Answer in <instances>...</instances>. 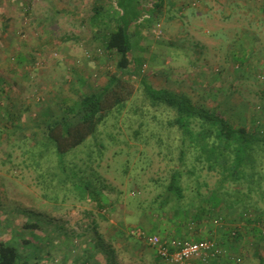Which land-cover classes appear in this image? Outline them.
Wrapping results in <instances>:
<instances>
[{
    "label": "rangeland",
    "instance_id": "rangeland-1",
    "mask_svg": "<svg viewBox=\"0 0 264 264\" xmlns=\"http://www.w3.org/2000/svg\"><path fill=\"white\" fill-rule=\"evenodd\" d=\"M30 1L32 4L35 3L33 6L37 5L34 7L37 16H44L41 4L45 3L40 4L41 0ZM99 1H53L74 10V15L75 12L78 15L76 21L73 16L63 15L59 21L47 25L51 26L54 35L70 39L52 48L48 63H64L62 56L64 54L60 53L62 48L74 46L76 52L81 55L73 60L74 62H68L69 64H76L77 67L83 66L84 63H98V65L102 63L100 67L108 64L104 58L84 62L86 50L95 51L97 48L87 46L80 38V36L86 37L91 28L93 30V26L88 25V22ZM182 1H173L176 6L166 12L164 18H159L160 28L156 26L154 30L161 29V36L152 30V26L150 29L140 31L139 36L146 37L144 41H140L141 44L135 42L136 40L132 42L135 43L134 48L137 50L142 47L141 45L157 49L165 36L164 29L174 31L173 27L176 23L180 24L181 32L190 33L192 39L179 38L178 45L183 44L180 50L164 48L169 52V58L167 56L163 60L150 61L148 53L137 52L143 53V59L146 61L138 69L134 80L127 78L133 88L131 100L109 112L95 134L80 146L65 155L57 154L53 142L48 139L43 140L42 133L46 128H43L40 120L35 127V138L29 133L25 135L19 133V140L22 142L32 144L38 141L33 147L28 146L27 153L25 148L20 151L10 150L15 146L20 147V143L18 145L12 143L11 145L15 144V146L9 145L8 149H3L1 140L2 138L5 140L6 137L2 136L0 130V243L15 248L22 260L30 264H62L61 262H64L63 264H142L138 259L146 247L143 244H135L131 232L142 227L147 233L142 212L150 214V222H158L161 213H165L164 210L161 212L159 209L164 207L166 199L163 196L170 184L171 175L174 172L183 175L181 186L186 198L184 204L186 208L194 205L192 202L197 195L196 183L200 186L205 184L200 188V194L204 195L201 200L204 202L207 201L205 198L209 192L220 183V178L214 172H209L205 164L194 162L195 151L192 147L195 146V138L191 140L185 138L187 135L183 130L188 127L175 122L177 119L175 110L164 103L151 107L153 101L148 99L141 86V80H145L155 90L166 89L187 96L194 105L219 114L233 127L247 129L248 138L251 137L252 142L247 141L246 144L245 141L237 142L240 147L238 154L233 153V147L223 146L221 149L227 151L225 156L228 157V165L241 161L243 168L240 170L249 176H254L253 179L250 177L241 182L242 187L246 189L251 187L256 196L260 194L264 196V19L259 22L253 19V16L256 17L255 13L246 10L245 15L234 14L227 21L225 19L227 14L221 6L219 8L215 6V3L205 9L204 1ZM246 4L256 5V1L246 0ZM179 6L184 17L176 12ZM256 6L263 7L264 0H260ZM190 11L193 12L192 16L188 13ZM115 12V9H111L109 13L111 15ZM173 17L176 20L174 24L164 22V19ZM20 19L23 26L28 25L29 19L24 14ZM81 20L85 23H81ZM249 32L255 34L254 40L250 39ZM249 41L255 42L253 48L246 45ZM240 43L242 45H239ZM196 44L197 49L204 47L201 53L199 50L196 54L191 51L195 49ZM228 45L230 48H227ZM241 46L246 53L239 51L240 53L235 56L230 55L229 63H225L228 58L227 51L232 54ZM201 54H207L205 66L211 75L216 76L217 83L210 84V80L205 81L201 78L205 76V73L199 74L200 65L203 63ZM242 54L250 62L242 64ZM195 55H198L196 64L191 62ZM255 59L261 61L256 65ZM39 62L41 63V60ZM109 66H112L113 70L106 71L105 76H96L95 71L91 75L85 72L83 76L87 78V85L96 88L100 80L102 82L113 76L117 72L114 70L113 60ZM143 66L145 69L141 73ZM193 68L196 69L190 70ZM247 68L253 79L241 80L242 73ZM224 70L229 73V79L222 80L221 73ZM56 71L60 76L64 73L62 67ZM64 75H67V72ZM64 82L61 78L55 79L52 83L55 92L62 90L63 93H59V97L53 95L51 98L47 97L53 99L52 106L55 109L51 110V116L55 122L64 120L65 111H62L61 105L54 102L56 99L58 101L71 95L68 92L70 83L64 84ZM60 83L63 86L61 89ZM32 94L33 89L30 93H25V97L22 98L36 102L42 100V96L45 99L43 92L30 98ZM77 102L64 110L75 109L73 112H77ZM33 106L36 111L42 107ZM23 123H26V119H23ZM192 129L193 133L196 132V125H193ZM213 139L217 140L216 137ZM182 140H186L187 147L184 146V149L187 148L188 152L184 164L179 161ZM210 143V140H206L205 144L210 145ZM220 144L222 143H216V145ZM232 165L231 167L234 168ZM194 169H196V172L194 171L196 179L187 175ZM97 196L101 202L109 200L119 203L116 215L119 232L115 257L114 248L107 241L109 231H97L91 221L92 218L98 219V217L82 214L87 205L80 203L79 200ZM252 201L257 202L259 212H262L264 200L260 201L253 197ZM168 210L166 209V213ZM175 210L178 211V208ZM241 215V211L229 212L222 209L214 214L210 222L224 218L223 220L228 224L233 220L232 225L240 226ZM31 224H37L39 229L26 228ZM211 227H213L212 223L200 226L199 232L203 234V240H207V232ZM142 233L147 236L146 233ZM195 237L196 235L193 234L191 239ZM245 238L249 239L252 245L254 244L252 248L250 247L251 250L246 251L247 255L252 256L255 244L256 246L260 244L261 239L253 231H247ZM146 257V263L152 264V258L147 254ZM250 261L248 260L246 264H254Z\"/></svg>",
    "mask_w": 264,
    "mask_h": 264
},
{
    "label": "trees",
    "instance_id": "trees-1",
    "mask_svg": "<svg viewBox=\"0 0 264 264\" xmlns=\"http://www.w3.org/2000/svg\"><path fill=\"white\" fill-rule=\"evenodd\" d=\"M209 1L228 2L229 0ZM230 3L228 6L235 9L238 7L237 3ZM163 8L164 0H100L99 4L94 7L90 21L93 23L92 26H95L97 22L103 25L105 36L102 48H97L95 51L86 50V52L92 53L87 60L97 61V58H104L108 63L105 66L107 71L113 70L112 66H109V63L113 60L115 63L114 70L117 71V74L111 77L107 87L97 90L94 94L80 96L77 112H73L75 109L65 111L67 117L65 121L56 122L46 127L42 135L43 140L48 139L53 142L57 154L65 155L80 146L95 134L98 126L105 121L109 112L131 100L133 88L128 79L126 80L124 77L131 78V75L134 76L143 65L141 61L139 62V60L133 58L135 43L132 40L138 41L141 30L150 29L152 26V30L155 29ZM111 9H115L116 12L110 15ZM103 12H107V15L103 16L102 14L101 17L100 14ZM99 17H101L100 22L97 21ZM98 50L102 51L100 56L95 53ZM94 58L96 59L94 60ZM141 86L148 95V99L150 98L153 101L151 107L164 103L167 107L175 110L177 116L175 122L188 127V129L183 130L187 135L185 138H188V140L195 138L196 143L192 147L195 151V154H193L194 162L205 164L204 166L209 172H214L220 178L218 186L206 196V202L201 200L204 195L199 193L201 186L196 183L198 192H196L195 201L192 202L194 205L186 208V205H184L186 204V198L181 186L183 175L179 172H174L171 175L170 184L163 196L166 199L164 200V207L159 209L161 212L162 210L165 211L164 214L161 213L159 219L167 226L168 235L171 236L169 238L179 241H202V239L191 238L193 234L200 231V226H207L209 223L214 224L216 219L210 222L211 218L215 213L224 209V211H241L242 213L240 216L242 224L240 226L225 227L226 222L223 220L224 218L221 219L223 226L219 229H222L221 233L228 241H238L242 236L241 234H247V231L244 230L249 226L259 239L264 240L258 229V226L264 229V209L259 212L257 202L252 201L253 197L262 201L264 196L262 194L256 196L254 189L251 187L247 189L242 187L241 182L250 177L253 179L254 176H249L240 170L243 168L241 161L240 163L231 164L234 168L228 165V157L225 156L227 151L221 149L223 146L226 148L233 147V153L238 154L240 147L236 144L237 142L245 141L244 144L247 141L252 142V138H248L249 132L247 129L233 127L219 114L194 105L187 96L178 95L166 89L155 90L145 80H141ZM193 125L197 127L194 133L192 131ZM214 137L217 140L214 141ZM206 140H210V145L205 144ZM185 141L182 140L180 145L179 161L181 164H184L188 154L187 148L184 149V146H186ZM217 142L222 144L216 145ZM242 147H245V145H242ZM194 171L196 172V169L187 175L196 179L197 176ZM202 186H205V184ZM177 208L178 211L175 210ZM166 209H169L168 213H166ZM229 223H233V220ZM213 227L212 229H217L215 225ZM26 228L39 229L37 224H31L30 227L26 226ZM251 230L249 231L252 232ZM233 233L234 236H232ZM147 236L149 235L147 234ZM210 241L214 240L210 239ZM0 264L30 263L22 260L15 248L0 243Z\"/></svg>",
    "mask_w": 264,
    "mask_h": 264
},
{
    "label": "crops",
    "instance_id": "crops-1",
    "mask_svg": "<svg viewBox=\"0 0 264 264\" xmlns=\"http://www.w3.org/2000/svg\"><path fill=\"white\" fill-rule=\"evenodd\" d=\"M48 1L50 0H41L40 4L45 3L44 5L41 4L45 15L37 16V14L35 13L36 8H34L37 5L33 6L35 3L32 4L30 0H0V130L2 132V136L6 137L5 140L4 138H2L1 140V143L3 144L2 146L3 149L5 148L8 149L9 148L8 146L11 145L12 143L15 144L17 143L16 145L20 143V147H16L15 144L11 145L15 147L10 148V150L20 151L23 148H25V152L27 153L28 146L33 147L34 144H38V141L32 144H30L29 142H27L28 144L22 142L19 140L20 139L19 133H22L24 135L29 133L32 136V138H35L34 137L36 134L35 127L39 124L40 120H42L40 123H42V125L44 126L43 128H46L48 125H52L57 122V121L55 122V119L52 118L51 116V110L55 108L52 106L53 99H49V98H51L52 95L59 97V93H63V91L60 90L61 88H63V86H61L62 85L61 82L59 84L60 91L55 92L54 90L55 86L52 85L55 79L61 78L63 81H65L64 84L66 82L70 83V89L68 90V92L71 95L70 96L67 95L59 99L60 100V101L58 100L59 102L56 99V102H54L61 105L62 111L64 112L66 111L64 110L65 108L76 103V101L79 102L80 96H88L94 94L97 90L103 87H107L112 77L111 76L106 80H103L102 82L100 80L96 88H93L91 86L90 88L89 85H87V78L83 76L84 73L87 72L89 73V75H91L95 71V73H97L96 76L97 75H99V77L103 76L107 71L105 69L106 64L103 67H100L102 63L101 65H98V63L96 64L84 63V65L81 67L75 66L76 64L75 65H71V63L69 64L68 62H74L73 60L79 58V56L81 55V53L78 54L76 52L74 46H72V48H69V46H66V48H62V52L60 53L64 54L62 55L64 56V60H65L64 63L54 62V61H53L54 63H48L52 48L57 47L56 45L58 44L59 45L64 44V42H68L70 39H68L67 37L62 38L61 36L54 35L51 26H47V25L52 24L51 22H53L54 24L55 21H59V18L62 17L63 15L65 17L73 16V18L76 21V17L78 15L76 14V12L74 15L73 13L74 10L67 8L65 5H59L58 3L53 2L54 0L50 2ZM173 1L176 0H164V8L162 15L160 17L164 18L166 12L168 13L171 8L176 6V3ZM186 1L189 2V0ZM195 1H204L205 9H208L210 4L212 3H215L214 5L217 6L218 8L221 6L222 10L227 14L225 16V19H227V21H229L232 15L234 14L238 16L245 15L246 14L245 12L247 11L255 13L256 17L253 16V19H257V21L259 22L264 19V6L261 8L256 6L258 2H260V0H255L256 5L254 4L247 5L246 0H229L228 2L227 1L211 2L209 0H195ZM182 2H184V0ZM229 3L230 4L237 3L238 7L235 9L234 7L228 6ZM181 11L182 10L180 9L179 6L176 12L181 17H184ZM188 13L190 14V16H192L193 14L192 11ZM23 14L25 17L29 19V23H27L28 24L27 26H23L21 22L20 18L21 16H23ZM102 14L103 16L107 15V12L101 13L100 14L101 17ZM101 17H99L97 21L100 22ZM174 18L175 17H173L172 19L171 18L164 19V22H169V24L172 23L174 24V22H176ZM88 23H89L88 25L90 26L93 24L90 20ZM95 25L97 26V23ZM96 26H93V30L92 28L89 30V33L87 34L86 37L80 36V38L84 41V43L87 46H93L95 48L100 49L103 47V42H104L103 38L105 36V33L103 28H100L101 25L99 23H98V27ZM173 29L174 31H171L170 29H168V31H165L164 29L165 36L163 39H161V42L159 43L160 46L157 49L155 47L151 48L148 45L147 46L141 45L142 47L138 48V50L134 48L133 58L135 60H139V62L141 61L142 62L141 64H144L146 60L143 59L144 57L143 53L145 54L148 53V58L150 61L152 60L157 61L161 59L163 60L164 57L168 56L169 58V52L164 50V48L167 49L176 48V50H180L183 44L178 45L177 40L179 38L192 39L190 33L181 32L180 24L176 23ZM150 33L151 31L149 32V34ZM194 33L196 34V32ZM249 36L250 39L252 40L255 39V34H253V32H249ZM145 39L146 37L143 36L142 38L141 36H139L138 42L141 44V42L144 41ZM38 40L41 41L38 42ZM195 40L197 41V39ZM254 44L255 42L249 41L247 42L246 45L253 48ZM239 45L242 44L240 43ZM189 47L191 49V46ZM203 48L204 47L197 49V44H196L195 49L191 51L194 54H196L198 53L197 50H199V53H201V50ZM227 48H230V46L228 45ZM237 49L238 50H234L232 54H230L229 50L227 51L226 56H228V58L225 60V63H229L228 59L230 55L235 56L240 53L239 51H242L241 53L243 54L246 53V51L242 49V46ZM137 52H143V53L140 54ZM149 53H153V54L149 55ZM243 54L241 56V58H243L242 64L243 63L246 64L247 62H250L249 59L243 57ZM114 57L116 58V56ZM197 57L198 55H195L194 57L195 61L192 59L191 62L196 64L195 62H197ZM200 57H203L202 59L203 63L201 62L202 65H200L199 74L205 73V76H201V78H203L205 81L210 80V84L217 83L216 82L217 79L215 78L216 76L211 75L205 66V64H207V59H208L207 54H201ZM39 60H41V63L39 62L40 65L39 67H37V64H39L38 63ZM85 61L87 60L84 58V62ZM260 61L261 60L259 59H255L254 63L257 65ZM60 67H62L64 73L67 72V75H64L63 73L60 76V74L57 73L56 70L57 69L59 70ZM194 69L196 68L190 70H194ZM225 71L226 70H224V72L221 73L222 80L229 79V73H226ZM136 73L134 74V76L136 75ZM115 74H117V72ZM165 75L167 76V73H165ZM124 78L127 80L128 77H124ZM131 78H133L132 75ZM246 78L247 79L252 78L249 74V68H247V70H244V72L242 73V78L240 79L244 80ZM199 83L202 84V82ZM31 89H33V94L32 97L30 98H33V96L37 94H42L43 92L45 94L44 96L45 99L42 96V100L39 99L37 100V102L30 101L29 99H28L29 101H26L24 98L25 93L27 92L30 93ZM22 96L24 97L22 98ZM33 105H36V108L38 107V105L42 107H40V109L36 111L34 110L35 108ZM64 117L65 118L63 121L67 119L66 115ZM23 119L24 120L26 119V123H23ZM16 135H18L19 137H16ZM196 192H198V190ZM98 197L99 196L89 197L86 198L85 200H79L80 203L87 205V208H84L85 210H83L82 214L84 216L88 215V216L98 217V219L92 218L91 221V223L94 224V227L97 228V231L99 232L102 230L109 231L107 241L110 243V246L114 248L115 252L113 253V255L115 257L117 253L118 232H119V229L116 224V215L118 212L119 203H117L116 201L110 202L109 200L108 201L103 200V202H101L100 198ZM142 219H143V224L148 230L147 233L142 229V227H140L141 229L138 228L136 230L144 232L149 236H158L161 238L171 237L168 235L166 228L167 226H165V223H162L160 220L158 222H150L149 214H145L144 212H142ZM150 223H154V224L151 225ZM230 224L226 222L225 227L227 226L231 228L235 226ZM55 228L57 229L58 227ZM212 228L214 227H211L207 232L208 233L207 240L213 239L221 250L226 251V256L206 263H202L199 260H194L192 264H246L248 260H251L250 262H253L254 264H264V252H263L264 240L258 239L261 243L257 244V246L255 244V249L252 251V256L251 255L249 256L247 255L246 251L251 250L254 244L252 245L249 242V239L245 238V235L241 234L242 236L236 242L228 241L227 238H225L221 233L222 229L219 228L212 229ZM249 228L250 226L246 228L244 231L245 232L249 231ZM195 235H196L195 238L203 240L202 233L198 232ZM132 238L135 241V244L138 245L143 244L144 247H146V250L141 254L138 261H140L142 264H147L146 263L147 261L146 254H147L152 258L153 260L152 264H162L155 255L154 251L151 248H149L141 238H138L134 235H132ZM61 263L63 264L64 262Z\"/></svg>",
    "mask_w": 264,
    "mask_h": 264
},
{
    "label": "built area",
    "instance_id": "built-area-1",
    "mask_svg": "<svg viewBox=\"0 0 264 264\" xmlns=\"http://www.w3.org/2000/svg\"><path fill=\"white\" fill-rule=\"evenodd\" d=\"M157 28H160V26L157 25ZM154 31L158 36L162 35L161 29ZM101 52V50L96 51L97 56H100ZM91 54V52H85L84 58L89 59ZM39 65L37 64V67ZM144 69L145 66L142 67L141 73L144 72ZM135 77L133 76V80ZM213 225L222 228L223 223L221 219H216ZM258 229L260 230V236L264 238V229L260 226H258ZM131 235L141 238L163 264H192L194 260L206 263L226 256V251L221 250L215 241H179L172 238L145 236L139 230L132 231ZM232 236H234V233Z\"/></svg>",
    "mask_w": 264,
    "mask_h": 264
}]
</instances>
